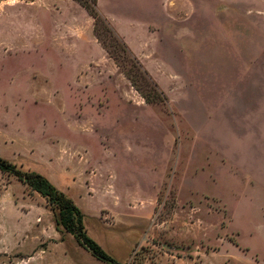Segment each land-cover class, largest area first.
<instances>
[{"label": "rangeland", "instance_id": "1", "mask_svg": "<svg viewBox=\"0 0 264 264\" xmlns=\"http://www.w3.org/2000/svg\"><path fill=\"white\" fill-rule=\"evenodd\" d=\"M130 1L142 11V0ZM119 5L111 15L127 24L131 8ZM148 5L153 27L143 39L117 34L139 64L102 22L97 34L107 80L160 104L145 70L168 103L118 119L124 107L109 89L106 114L88 115L98 122L90 131L66 121L73 100L65 82L76 69L65 37L62 51L52 42L65 0L0 1V156L70 197L109 256L122 263L131 253L122 264H264V0ZM24 21L42 27L40 41L28 31L23 39ZM115 195L123 204L144 200L143 208L155 199L159 234L130 250L138 231L121 221ZM57 214L0 171V264H105L56 224Z\"/></svg>", "mask_w": 264, "mask_h": 264}, {"label": "crops", "instance_id": "2", "mask_svg": "<svg viewBox=\"0 0 264 264\" xmlns=\"http://www.w3.org/2000/svg\"><path fill=\"white\" fill-rule=\"evenodd\" d=\"M9 1L14 2L16 0ZM128 1L129 0H98L97 7L101 14H103L108 19L111 27L114 29L116 34L122 37L123 40L127 41L128 38L126 37V32L128 30L133 34L140 35L143 39L144 33H148L153 27V23L149 18L151 17V13L148 12V4L149 1L151 2L152 0L140 1V3H142V5H140V9H142V11L139 13L135 12V6L131 4V1L128 4ZM65 2L67 7L60 6L56 8L57 17H60L58 19H60L59 21L61 22L57 23V25L53 29L52 42L54 44V50L62 51L64 49L59 48L61 41H59V35H63L65 37V39L63 40L67 42L66 50H68L71 56L70 65L72 66V68L76 69L73 70L75 71V76L69 78L65 82L69 88L70 98L71 100H73V106L69 109L68 112L70 117L66 121H69L70 125L74 128H79L81 126L83 127V129L91 131L92 128L98 125V122L93 118H89L88 115L97 113L98 115L103 116L104 114H106L109 106V89L117 94L119 104H123L124 107L122 110H120L118 119H127L126 117H128V119H132V116L135 117L137 109L143 106H160V104H146L145 102H143L142 97H140L142 101H139L137 96L135 94H132V90L130 89L122 90L117 88V82L119 80H117L116 77H108L107 80L105 73L107 63L106 51L94 36L93 18L76 1L65 0ZM115 4H120L118 6L120 9H124L123 4L125 5V9L127 8V6L130 7V16H132L133 19L127 24L114 20V17L113 15H111V13L112 7ZM23 19L25 20V18ZM21 25L23 26L22 29L24 30L23 39H26V31H28L33 32V34L30 35L33 36L35 40H41L42 27L40 25L36 26V23H34V27L30 28L31 24H27L25 21L21 23ZM130 38L133 39L132 37ZM23 48L26 47L23 46ZM37 49H41L40 44L37 46ZM131 51L135 52V50L133 49V45H131ZM135 55L138 54L135 52ZM85 71L87 72L86 74L84 73ZM90 72L92 73L91 76L88 75V73ZM151 77L153 78V76ZM156 81L158 82V80ZM159 87L162 91V86L160 83ZM56 122L58 121L55 120V123ZM115 199L123 210L122 215L120 216L121 221L138 231V236L132 239L130 250L133 244L135 246L143 245L147 243V241L152 239L153 235L159 234V228L157 227H162V224L155 225L154 222L155 199L150 201V208H143L145 206L144 200L138 202L136 201V199H131V202L133 203H130V201L128 200L127 204H123L120 195L116 196ZM177 203L178 207L175 208L173 213L174 218L176 214L181 210V202L178 199ZM103 213L105 216L109 217L108 219L111 218L113 220V214L111 212L104 210L102 211V214ZM108 219L106 221H108ZM142 239H144V242ZM123 243L126 242L122 241L121 244L124 245ZM130 257L131 253L126 254V257L122 263L127 261Z\"/></svg>", "mask_w": 264, "mask_h": 264}, {"label": "trees", "instance_id": "3", "mask_svg": "<svg viewBox=\"0 0 264 264\" xmlns=\"http://www.w3.org/2000/svg\"><path fill=\"white\" fill-rule=\"evenodd\" d=\"M74 1L79 3L93 18L95 37L101 43L105 50L107 49L104 46V42L97 34V22H102L107 30L113 35V37L118 40L123 48V51L131 56V53L125 42H123L117 36L108 19L99 11L97 7L98 0ZM131 57L133 58L134 62L139 64L135 56ZM143 73L145 74V77L150 80L153 86L157 89V94L159 95L158 101L160 102V105L167 104L166 95L158 88L157 84L154 82L147 71L144 70ZM131 83L132 86L135 87L132 80ZM136 90L139 92L140 96L144 99V102L146 104L155 103L154 101H151L148 97H146L139 89ZM0 171L15 176L18 181L26 185L31 191L37 192L45 197L50 205L54 206L55 209H58L56 224L58 226H61L64 231L72 235L76 242L82 248L89 251L96 259L105 264H122L109 256L103 250V248L87 234V230L84 225V214L81 209L70 197H68L63 191L58 189L48 178L35 171H24L22 169H19L14 163L2 156H0Z\"/></svg>", "mask_w": 264, "mask_h": 264}]
</instances>
